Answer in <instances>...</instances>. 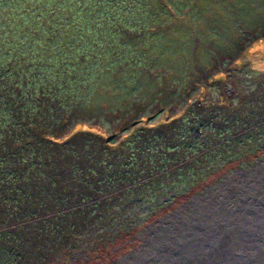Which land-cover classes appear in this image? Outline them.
I'll list each match as a JSON object with an SVG mask.
<instances>
[{"label": "trees", "instance_id": "obj_1", "mask_svg": "<svg viewBox=\"0 0 264 264\" xmlns=\"http://www.w3.org/2000/svg\"><path fill=\"white\" fill-rule=\"evenodd\" d=\"M157 1L0 0V264L27 255L24 227L56 238L124 215L115 243L264 154V70L236 56L228 72L172 67L162 86L132 37L165 47L192 1Z\"/></svg>", "mask_w": 264, "mask_h": 264}, {"label": "rangeland", "instance_id": "obj_2", "mask_svg": "<svg viewBox=\"0 0 264 264\" xmlns=\"http://www.w3.org/2000/svg\"><path fill=\"white\" fill-rule=\"evenodd\" d=\"M189 1H192L190 10L176 18L180 23L162 26L165 32L161 36L168 37L165 47L148 50L141 37L134 36L131 40L139 52L159 58L163 77L167 78L161 79L162 86L168 85L167 82L170 86L172 67L176 79L190 69L198 74L200 66L228 72L238 60L236 56L240 63L249 61L255 70H264V0ZM187 14H196L197 18ZM151 31L146 35L151 36ZM223 76V72L218 75ZM102 124L109 133L113 131L108 122ZM85 129L99 132L97 128ZM87 137L83 132L75 140L85 141ZM220 172L204 185H196V192L180 198L162 216L115 243H104L103 237L107 232L116 235L122 222L118 219L124 215L105 225H88L71 233L62 229L63 233L56 238L40 233L47 226L43 223L35 230L24 227L31 237L23 243L27 248L22 250L27 255H21L19 263L260 264L264 257V154ZM148 202L142 200L141 207ZM143 214L136 213V219ZM127 217L131 219L130 215Z\"/></svg>", "mask_w": 264, "mask_h": 264}, {"label": "bare ground", "instance_id": "obj_3", "mask_svg": "<svg viewBox=\"0 0 264 264\" xmlns=\"http://www.w3.org/2000/svg\"><path fill=\"white\" fill-rule=\"evenodd\" d=\"M242 230V229H241ZM264 234V233H263ZM234 247H236V246H234ZM148 250V249H147ZM258 253V252H257ZM244 254V253H243ZM246 257V256H245ZM247 261H248V259H247ZM234 262V261H233ZM242 261H240V262H235V263H237V264H240ZM260 264H264V257L263 258H261V261H260Z\"/></svg>", "mask_w": 264, "mask_h": 264}]
</instances>
